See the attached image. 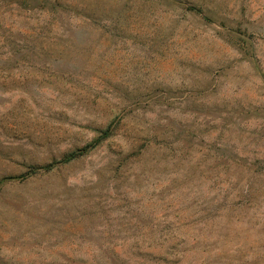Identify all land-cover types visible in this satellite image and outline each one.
Masks as SVG:
<instances>
[{
  "label": "rangeland",
  "instance_id": "1",
  "mask_svg": "<svg viewBox=\"0 0 264 264\" xmlns=\"http://www.w3.org/2000/svg\"><path fill=\"white\" fill-rule=\"evenodd\" d=\"M0 264H264V0H0Z\"/></svg>",
  "mask_w": 264,
  "mask_h": 264
},
{
  "label": "trees",
  "instance_id": "2",
  "mask_svg": "<svg viewBox=\"0 0 264 264\" xmlns=\"http://www.w3.org/2000/svg\"><path fill=\"white\" fill-rule=\"evenodd\" d=\"M100 142H101V139H98L93 144L86 146L84 149H81L79 152H83V150H87L88 148H92V146L94 147L97 144H99ZM77 154H79V153H77ZM77 154L76 155L75 154L68 155L61 162L67 163V162L73 160V158L76 157ZM49 167H50V165L44 167V169H48Z\"/></svg>",
  "mask_w": 264,
  "mask_h": 264
}]
</instances>
